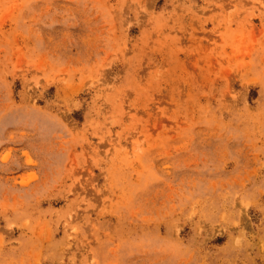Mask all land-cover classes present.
Returning a JSON list of instances; mask_svg holds the SVG:
<instances>
[{
	"label": "rangeland",
	"instance_id": "rangeland-1",
	"mask_svg": "<svg viewBox=\"0 0 264 264\" xmlns=\"http://www.w3.org/2000/svg\"><path fill=\"white\" fill-rule=\"evenodd\" d=\"M0 264H264V0H0Z\"/></svg>",
	"mask_w": 264,
	"mask_h": 264
}]
</instances>
